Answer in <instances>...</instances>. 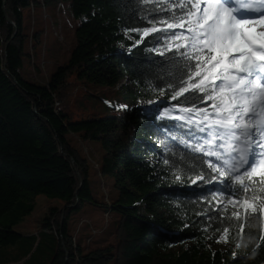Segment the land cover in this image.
I'll return each mask as SVG.
<instances>
[{
  "label": "trees",
  "instance_id": "trees-1",
  "mask_svg": "<svg viewBox=\"0 0 264 264\" xmlns=\"http://www.w3.org/2000/svg\"><path fill=\"white\" fill-rule=\"evenodd\" d=\"M183 2L0 0V250L27 241L7 263L34 264L42 235L55 233L49 264H264V183L259 174L246 180L245 189L225 177L235 194L224 191L219 179L211 180L206 160L201 163L203 154L183 143L187 126L161 118L165 108L192 104H183V97L172 99V81L166 80L170 66L162 64L170 53L159 55L165 33L159 42L157 33L143 39L140 33L153 23L158 29L166 27L158 21L174 22L171 17L182 15ZM50 4L53 11L59 4L67 11L69 4L78 21L77 42L68 61L41 83L21 73L26 57L34 72L39 69L36 55L43 34L38 28L29 31L25 11L34 14L37 6L45 11ZM177 31L186 29L172 30ZM158 78L166 82L157 83ZM73 79L86 99L78 113L70 112L66 103ZM102 89H118L115 101L122 104L115 113L107 101L101 103L108 99L99 93ZM154 96H161L159 112L137 106L139 98ZM210 104L201 101L196 106ZM178 115L177 108L169 117ZM74 137L101 148V178L113 189L104 202L94 196L89 160ZM222 193L226 199L249 201L256 211L218 204L215 198ZM39 195L65 206L49 210L38 234L15 231L33 213ZM86 203L119 214L116 244L87 253L75 245L68 218ZM220 235L229 242L225 251L208 243ZM177 245L184 249L175 254L170 248Z\"/></svg>",
  "mask_w": 264,
  "mask_h": 264
},
{
  "label": "snow or ice",
  "instance_id": "snow-or-ice-1",
  "mask_svg": "<svg viewBox=\"0 0 264 264\" xmlns=\"http://www.w3.org/2000/svg\"><path fill=\"white\" fill-rule=\"evenodd\" d=\"M180 11L182 15L171 17L174 22H156L166 27L158 29L149 21L153 26L140 33L141 39L157 33L156 42L165 33L159 55L170 53L162 64L170 66L166 80L172 81V99L183 97V104H192L165 108L161 118L178 119L187 126L183 143L203 154L199 159L206 160L211 180L219 179L223 190L234 195L235 188L225 177L245 189L246 180L259 170L264 183V0H185ZM256 25L259 31L253 30ZM177 28L186 31L173 33ZM166 80L158 78L157 83ZM194 101L211 104L201 108ZM149 103L159 112V104ZM177 108L181 115L169 117ZM243 208L256 211L247 200Z\"/></svg>",
  "mask_w": 264,
  "mask_h": 264
},
{
  "label": "rangeland",
  "instance_id": "rangeland-1",
  "mask_svg": "<svg viewBox=\"0 0 264 264\" xmlns=\"http://www.w3.org/2000/svg\"><path fill=\"white\" fill-rule=\"evenodd\" d=\"M54 6L52 4L47 6V10L43 11L42 6H37L34 14L32 9L26 10V25L29 31L34 28L42 29V44L37 49L36 62L39 66L35 68L30 63V58H24V65L21 69V73L24 77L34 79L41 83H47L48 78L56 71L57 67L65 64L69 56L76 45V29L78 21L72 16L70 12L69 4L66 5V10L58 9L53 11ZM258 28V26H254ZM31 49V46H30ZM123 83V82H122ZM73 86H69L67 91V102L70 108V112L78 113L81 108L86 104V99L83 92L81 91L80 84H75V80H72ZM131 87L128 83H126ZM120 88V87H118ZM118 89L109 90L102 89L99 91L100 94H106L108 99H102L107 101V106L110 107V113H115L121 101L116 97ZM125 97V95L123 96ZM161 96H154L151 98H139L137 106L144 110L153 109V105L149 102H159ZM110 100V101H109ZM130 101V100H129ZM116 102V103H110ZM110 103V104H109ZM132 107L134 103L130 101ZM129 102L126 106L130 107ZM114 109V110H113ZM101 111L105 110L104 105H101ZM79 146H84V153L89 160L91 171H92V191L94 196L100 202H104L105 199H109L110 194L113 193L112 184L103 180L100 173V162H101V148L94 143H83L77 137ZM259 171V170H258ZM99 180V181H98ZM107 182V183H106ZM215 201L220 203H228L233 206H243L242 200L226 199L223 194H217ZM36 207L33 213L26 217L24 222L21 223L17 228L26 234H38L44 230L43 220L48 214L49 210L56 208L61 211L65 203L61 200L51 199L45 195H39L35 199ZM249 202V201H248ZM250 203V202H249ZM251 204V203H250ZM119 220V214L117 212L108 213L104 207L93 206L89 203L83 207L79 212H73L69 218V233L73 235L75 245L80 244L84 248V252L87 253L91 249L98 248L100 246H106L108 244H116L115 240V227ZM17 231V230H15ZM18 232V231H17ZM42 242L37 251V260L34 264H49L50 258L54 252L51 250L53 241L51 238H55L57 243V236L55 233H44L42 235ZM208 243L218 250H227L229 248V242L225 235L217 236V239H209ZM18 247L8 246L0 250V264L7 263L14 258L18 253L21 246L27 245V241L20 243ZM57 245H54V251ZM86 248V249H85ZM184 246L177 245L170 248V251L177 254L182 252Z\"/></svg>",
  "mask_w": 264,
  "mask_h": 264
},
{
  "label": "built area",
  "instance_id": "built-area-1",
  "mask_svg": "<svg viewBox=\"0 0 264 264\" xmlns=\"http://www.w3.org/2000/svg\"><path fill=\"white\" fill-rule=\"evenodd\" d=\"M58 9H63V10H64L63 5H62V4H59ZM58 9H57V10H58Z\"/></svg>",
  "mask_w": 264,
  "mask_h": 264
},
{
  "label": "crops",
  "instance_id": "crops-1",
  "mask_svg": "<svg viewBox=\"0 0 264 264\" xmlns=\"http://www.w3.org/2000/svg\"><path fill=\"white\" fill-rule=\"evenodd\" d=\"M17 229V231H20V232H22L19 228H16ZM22 233H24V232H22Z\"/></svg>",
  "mask_w": 264,
  "mask_h": 264
}]
</instances>
